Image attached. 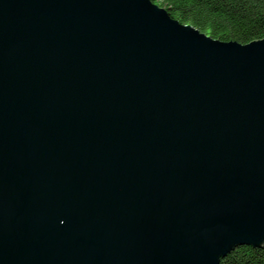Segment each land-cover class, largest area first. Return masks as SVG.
Listing matches in <instances>:
<instances>
[{
    "label": "water",
    "instance_id": "1",
    "mask_svg": "<svg viewBox=\"0 0 264 264\" xmlns=\"http://www.w3.org/2000/svg\"><path fill=\"white\" fill-rule=\"evenodd\" d=\"M241 246H264V39L151 0H0V264Z\"/></svg>",
    "mask_w": 264,
    "mask_h": 264
},
{
    "label": "trees",
    "instance_id": "2",
    "mask_svg": "<svg viewBox=\"0 0 264 264\" xmlns=\"http://www.w3.org/2000/svg\"><path fill=\"white\" fill-rule=\"evenodd\" d=\"M171 18L213 39L247 44L264 39V0H152ZM220 264H264V246H241Z\"/></svg>",
    "mask_w": 264,
    "mask_h": 264
},
{
    "label": "rangeland",
    "instance_id": "3",
    "mask_svg": "<svg viewBox=\"0 0 264 264\" xmlns=\"http://www.w3.org/2000/svg\"><path fill=\"white\" fill-rule=\"evenodd\" d=\"M152 1V0H151ZM153 2V1H152ZM154 3V2H153ZM156 4V3H155ZM158 5V4H157ZM159 6V5H158ZM162 8H164V7H162ZM165 9V8H164ZM166 10V9H165ZM192 26V25H191ZM194 27V26H193ZM197 29V28H196ZM199 30V29H198ZM200 31V30H199ZM201 32V31H200ZM201 33H203V32H201ZM253 42V41H252ZM239 43V42H238ZM240 44H242V43H240ZM248 44V43H247Z\"/></svg>",
    "mask_w": 264,
    "mask_h": 264
},
{
    "label": "bare ground",
    "instance_id": "4",
    "mask_svg": "<svg viewBox=\"0 0 264 264\" xmlns=\"http://www.w3.org/2000/svg\"><path fill=\"white\" fill-rule=\"evenodd\" d=\"M173 19V18H172ZM175 20V19H174ZM176 21H178V20H176ZM181 23V22H180ZM182 25H186V24H183L182 23ZM205 34V33H204ZM210 37V36H209ZM212 38V37H211ZM231 42H237V41H231ZM237 249V248H236Z\"/></svg>",
    "mask_w": 264,
    "mask_h": 264
}]
</instances>
